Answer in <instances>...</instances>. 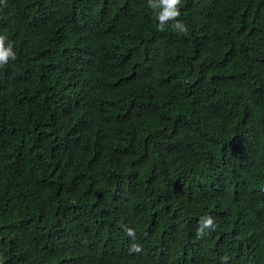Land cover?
Masks as SVG:
<instances>
[{
	"label": "trees",
	"instance_id": "16d2710c",
	"mask_svg": "<svg viewBox=\"0 0 264 264\" xmlns=\"http://www.w3.org/2000/svg\"><path fill=\"white\" fill-rule=\"evenodd\" d=\"M179 10L0 0V264H264V0Z\"/></svg>",
	"mask_w": 264,
	"mask_h": 264
},
{
	"label": "clouds",
	"instance_id": "9594fccd",
	"mask_svg": "<svg viewBox=\"0 0 264 264\" xmlns=\"http://www.w3.org/2000/svg\"><path fill=\"white\" fill-rule=\"evenodd\" d=\"M182 0H148V6L155 13L156 18L159 21L158 28L160 31H163L165 25L169 21H173L172 27L177 30L179 33H187V27L177 18L181 15L180 5ZM6 37L0 35V66L6 65L8 61L15 60L16 54L13 51L12 44L9 43L7 47L5 46ZM200 226L197 229V236H203L205 234V229L214 230L216 225L211 216L201 217L199 222ZM134 250L139 252L141 249L139 246H134ZM227 261V257L222 258Z\"/></svg>",
	"mask_w": 264,
	"mask_h": 264
}]
</instances>
